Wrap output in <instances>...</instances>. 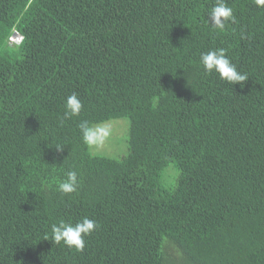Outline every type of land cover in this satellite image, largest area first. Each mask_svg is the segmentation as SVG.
Wrapping results in <instances>:
<instances>
[{
  "label": "trees",
  "instance_id": "1",
  "mask_svg": "<svg viewBox=\"0 0 264 264\" xmlns=\"http://www.w3.org/2000/svg\"><path fill=\"white\" fill-rule=\"evenodd\" d=\"M224 2L219 32L216 0H0V264H264V8ZM221 48L243 86L204 71ZM84 217L82 252L52 243Z\"/></svg>",
  "mask_w": 264,
  "mask_h": 264
},
{
  "label": "clouds",
  "instance_id": "2",
  "mask_svg": "<svg viewBox=\"0 0 264 264\" xmlns=\"http://www.w3.org/2000/svg\"><path fill=\"white\" fill-rule=\"evenodd\" d=\"M255 5L264 8V0H255ZM235 16L233 9L226 5L224 0H216L215 6L209 13V22L212 28L216 31L223 32L229 23H235ZM17 35V33H15ZM15 41V37H11ZM20 41V40H18ZM200 62L206 73L211 74L215 72L219 78L229 84L240 86L248 80V74L237 70L235 64L227 57L224 49L209 50L202 53ZM83 108L82 101L76 93H72L65 100L64 118H71L78 116ZM83 138L87 143H95L98 134L107 135L103 129H93L89 127L87 121H82L79 125ZM79 180L76 171H68L66 179L61 181L58 185V190L61 193L69 194L77 191ZM98 227L95 220L87 217L82 218L75 224L71 222L59 221L51 225L52 243L61 244V242L68 248H74L77 252H82L85 248V237Z\"/></svg>",
  "mask_w": 264,
  "mask_h": 264
},
{
  "label": "rangeland",
  "instance_id": "3",
  "mask_svg": "<svg viewBox=\"0 0 264 264\" xmlns=\"http://www.w3.org/2000/svg\"><path fill=\"white\" fill-rule=\"evenodd\" d=\"M118 120H113L112 122H107L105 124H98L97 126H100V129H103L107 132V135L98 134L97 141L94 143L95 150L98 152H109L112 153L113 149L110 145L112 140L115 142L118 138V130H121V126L117 124ZM120 122H123L127 125V122L125 120H120ZM102 125V126H101ZM110 125H113V129L111 132L108 133V128H110ZM95 126V127H97ZM94 127V128H95ZM93 128V129H94ZM108 153V154H109Z\"/></svg>",
  "mask_w": 264,
  "mask_h": 264
}]
</instances>
